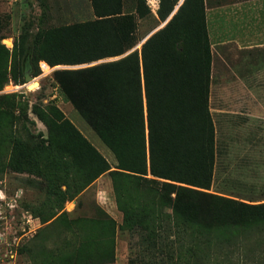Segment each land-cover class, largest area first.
Returning <instances> with one entry per match:
<instances>
[{
	"label": "trees",
	"instance_id": "obj_1",
	"mask_svg": "<svg viewBox=\"0 0 264 264\" xmlns=\"http://www.w3.org/2000/svg\"><path fill=\"white\" fill-rule=\"evenodd\" d=\"M89 1L92 21L19 35L9 71L0 46V89L9 77L21 75L19 61L28 47L38 74L39 62L89 64L130 50L134 24L131 14L122 12V0ZM184 3L144 41L139 56L132 51L114 61L56 72L62 101L111 150L113 171L55 109H49L50 117L33 111L46 139L32 133L31 140L11 145L4 166L47 186L77 190L108 172L122 216L118 229L137 236V253L127 264H264V202L244 203L210 190L215 169L207 107L210 51L201 4ZM13 112L6 119L10 130L21 119Z\"/></svg>",
	"mask_w": 264,
	"mask_h": 264
},
{
	"label": "rangeland",
	"instance_id": "obj_2",
	"mask_svg": "<svg viewBox=\"0 0 264 264\" xmlns=\"http://www.w3.org/2000/svg\"><path fill=\"white\" fill-rule=\"evenodd\" d=\"M184 1L177 0L169 15L161 20L160 15L172 0H122V12L131 14L133 19L135 44L119 57L89 64L55 65L50 76L42 77L31 60L30 47L26 49L19 61L21 75H15L14 80L8 76L0 89V149L4 150L0 157L3 165L0 168V264H127L137 253V236L118 229L122 216L114 203L108 172L77 190L62 185L47 186L41 178L11 172L4 165L11 145L31 140L32 133H42L46 139L45 126L33 111L40 110L50 117L49 109H55L103 157L109 171H113L116 162L111 150L62 101L55 83L56 72L114 61L132 51L139 56L144 41L163 28ZM243 1L184 3L201 4L210 51L207 107L215 139V169L210 190L237 198L243 197V186L264 190V170L260 168L261 162L264 167V73L257 83L262 89L256 95L255 91L243 88L245 67L249 69L252 62H257L264 71V50L248 54L232 44L212 47L206 12L210 15L215 8L231 7ZM94 18L89 0H0V46L8 54L6 70L9 71L13 42L19 35ZM26 76L30 77L27 84ZM13 110L19 111L21 119L10 130L6 119L9 120ZM244 113L252 114V118L243 117ZM243 120L248 124L243 125ZM246 156L251 163H244L249 168L243 169ZM27 215L32 219L31 226L25 224ZM111 258L113 262H109Z\"/></svg>",
	"mask_w": 264,
	"mask_h": 264
},
{
	"label": "crops",
	"instance_id": "obj_3",
	"mask_svg": "<svg viewBox=\"0 0 264 264\" xmlns=\"http://www.w3.org/2000/svg\"><path fill=\"white\" fill-rule=\"evenodd\" d=\"M209 19L211 20L210 24ZM206 21L212 47L232 44L237 48H243V51L248 54L264 50V0H245L241 4H233L231 7L215 8L214 13L210 15L209 11L206 12ZM263 73L261 63L258 65L257 62H252L249 69L245 67L243 69V88L255 91L256 95V91L262 89V86H258L257 83L260 82ZM244 102L248 101L244 99ZM255 105H257L256 102ZM243 117L252 118V114L244 113ZM245 123L248 124L246 120H243V125ZM247 158L246 156L244 159L243 169L249 168L248 164L251 163ZM255 163L257 164V162ZM260 168L264 170L262 162ZM263 192L262 187L253 189L243 186V197L240 199L249 204L261 203L264 202Z\"/></svg>",
	"mask_w": 264,
	"mask_h": 264
},
{
	"label": "built area",
	"instance_id": "obj_4",
	"mask_svg": "<svg viewBox=\"0 0 264 264\" xmlns=\"http://www.w3.org/2000/svg\"><path fill=\"white\" fill-rule=\"evenodd\" d=\"M38 69H39V74L38 75L42 76V77L48 76L53 71V67H48L43 62H39L38 63ZM25 83L27 84V82H25ZM26 84H24V87L27 89ZM24 219H25V224L27 226H31V222H32L31 217L29 215H27L26 217L24 216Z\"/></svg>",
	"mask_w": 264,
	"mask_h": 264
},
{
	"label": "water",
	"instance_id": "obj_5",
	"mask_svg": "<svg viewBox=\"0 0 264 264\" xmlns=\"http://www.w3.org/2000/svg\"><path fill=\"white\" fill-rule=\"evenodd\" d=\"M29 80H30V77H28V76H26L24 79L25 82H28Z\"/></svg>",
	"mask_w": 264,
	"mask_h": 264
}]
</instances>
